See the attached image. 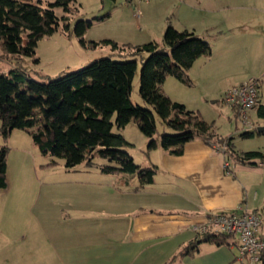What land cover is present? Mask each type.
Listing matches in <instances>:
<instances>
[{
  "label": "crops",
  "instance_id": "1",
  "mask_svg": "<svg viewBox=\"0 0 264 264\" xmlns=\"http://www.w3.org/2000/svg\"><path fill=\"white\" fill-rule=\"evenodd\" d=\"M165 1L169 5L164 14ZM145 3L148 10L144 24L155 25L159 35H164L169 24L177 26L168 16L171 6L189 14L197 11V19L203 25L185 22L182 29L194 30L198 36L210 40L213 51L209 56L199 57L189 70L193 85L199 78L209 91L220 92L222 96L228 88L257 77L261 79L259 103L264 104V0ZM179 21L177 18L176 22ZM249 115L252 119L257 117L256 108ZM256 123L264 125V119ZM254 137L261 139L258 150L264 151V132ZM157 157L153 156L157 173L151 184L159 181L168 188L133 185L131 177L105 174L97 167L93 171L100 173L99 178L74 179L70 184L78 188L77 196L68 200L72 202L71 208L32 216L35 224L27 227L32 234L38 232L42 236V246L48 245L51 264H165L197 238L193 225L205 221L210 213L258 211L264 220V161L257 160L252 165L234 159L237 163L233 170L230 162L233 157L224 147L202 138L187 142L181 155L163 150ZM88 171L93 172L91 168ZM160 174L164 178H159ZM23 232L22 239L27 240L29 229ZM37 246L33 242L28 249L36 250ZM259 263L240 260L235 236L203 241L196 252L177 257L173 262Z\"/></svg>",
  "mask_w": 264,
  "mask_h": 264
},
{
  "label": "trees",
  "instance_id": "2",
  "mask_svg": "<svg viewBox=\"0 0 264 264\" xmlns=\"http://www.w3.org/2000/svg\"><path fill=\"white\" fill-rule=\"evenodd\" d=\"M76 2L0 0V59L12 61L34 55L38 40L56 32L61 22L69 29L68 15L78 11ZM57 7H61L65 15L59 16ZM88 26L84 20H79L74 30L78 36H83ZM164 43L161 47L156 41L124 45L113 39L94 41L95 47L110 45L112 55L94 59L80 69L64 71L56 77L46 75V81L31 79L18 66L8 72L0 67V133L8 138L14 129L29 131L41 153L52 157L47 165H57L56 158H61L68 170L82 163L94 166L97 153L108 161L97 165L102 173L138 174L141 187L154 182L157 167L137 164L126 150L129 141L114 129L126 126L133 118L150 138L149 149L158 146L154 138L158 114L162 123L173 131L160 135L161 148L171 154L181 155L187 142L202 138L208 143L222 144L240 163L255 165L257 160L264 161L262 150L235 152L232 137L220 138L213 123L207 122L199 111L172 99L163 88L169 75L185 85H193L189 70L199 57L212 54L211 43L194 30H179L171 24L164 32ZM126 50L132 56L149 54L140 73V95L150 107L134 104L131 100L138 63L136 59L120 60ZM255 108L257 117L264 119V104L258 102ZM233 110L237 116V109ZM262 133L252 129L243 130L241 135L254 137ZM7 156V147H1L0 188L7 186ZM229 236L211 232L197 236L165 264H173L177 257L196 252L203 241ZM217 243L222 244V241Z\"/></svg>",
  "mask_w": 264,
  "mask_h": 264
},
{
  "label": "rangeland",
  "instance_id": "3",
  "mask_svg": "<svg viewBox=\"0 0 264 264\" xmlns=\"http://www.w3.org/2000/svg\"><path fill=\"white\" fill-rule=\"evenodd\" d=\"M163 4L166 5L162 8V13L165 14V9L169 4L166 1ZM76 6L78 11L68 15L70 16L69 29L66 28L65 22H61L56 32L44 35L38 40L34 55H24L14 58L12 61L0 59V67L3 68V72H8L11 68L18 66L24 69L31 79L46 81V75L56 77L64 71L80 69L94 59L112 55L110 45L94 46V41L99 42L104 39H114L121 45L144 44L151 40L158 42L161 47L165 45L164 35H159L157 27L144 24L148 10V5L145 2L130 5L126 0H77ZM170 9L172 10L168 16L178 26L175 27L171 24L176 29L184 28L185 22L196 26L203 25L197 19L196 10L189 14L176 6H171ZM55 10L59 16L65 15L61 7H57ZM177 18L181 21L176 22ZM79 20H84L89 24L83 36H78L74 30ZM207 20L210 21L208 18ZM125 53L126 55L120 57V60L136 59L138 63L132 82L131 100L134 104L150 107L140 95V73L143 62L149 57V54L145 52L132 56L129 55L128 50ZM196 79L194 85L189 86L175 76L169 75L163 88L172 99L183 102L189 109L199 111L207 122L213 123L220 138L226 140L232 137L235 152L260 149L261 139L242 136L244 125L233 118L232 111L227 104L222 103L221 100L217 101L223 96H221L222 93L209 91L203 80ZM253 119L260 122L258 117ZM156 124L157 133L154 138L158 146L154 149H149L150 138L140 130L135 118L122 128L116 126L114 128L129 141L130 145L126 147V150L142 167L155 166L153 156L154 159L158 158L157 156L163 151L160 146V135L164 132H173L162 123L158 114H156ZM219 145L222 146V144ZM3 146L8 149V169L7 186L0 188V264H51L49 256L51 252L48 245L43 244L44 246H42V236L38 232L32 234L31 229L27 227L35 224L32 216L40 215L44 211L71 208L72 202L68 200L77 196L78 190L77 187L70 185L74 183L73 180L99 178L100 173H94L93 170L98 167L97 165L108 163V161L96 153L95 165L92 167H87L82 163L75 169L68 170L61 158H56L57 165H47L52 157L41 153L34 144L29 131L25 129H14L8 138H4L0 133V148ZM150 154H153L152 157ZM233 160H230L231 168L235 170L237 162ZM90 168L93 172L88 171ZM121 174L131 177L133 185L140 183L138 174ZM109 176L113 177V175ZM159 178H164V175L160 174ZM164 184L166 183L157 181L155 184L147 186L164 189L167 187ZM84 193L86 194V191ZM83 197L86 196L83 195ZM27 229H29V236H27L29 238L25 240L21 235ZM33 242L38 243L36 250L28 249Z\"/></svg>",
  "mask_w": 264,
  "mask_h": 264
},
{
  "label": "built area",
  "instance_id": "4",
  "mask_svg": "<svg viewBox=\"0 0 264 264\" xmlns=\"http://www.w3.org/2000/svg\"><path fill=\"white\" fill-rule=\"evenodd\" d=\"M126 1L132 5L149 0ZM260 87L261 79L252 77L228 88L221 98L222 103L237 109V118L244 125L243 130L258 127L249 112L259 102ZM225 167H228L227 162ZM193 230L198 236L210 232L235 236L238 240L240 260L247 259L252 263L264 262V220L258 211L210 213L205 221L195 223Z\"/></svg>",
  "mask_w": 264,
  "mask_h": 264
},
{
  "label": "water",
  "instance_id": "5",
  "mask_svg": "<svg viewBox=\"0 0 264 264\" xmlns=\"http://www.w3.org/2000/svg\"><path fill=\"white\" fill-rule=\"evenodd\" d=\"M257 131L261 133L264 132V125H258Z\"/></svg>",
  "mask_w": 264,
  "mask_h": 264
}]
</instances>
